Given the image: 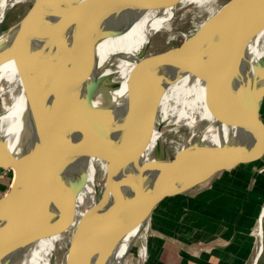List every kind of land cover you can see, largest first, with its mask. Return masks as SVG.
<instances>
[{
    "label": "water",
    "instance_id": "95a60500",
    "mask_svg": "<svg viewBox=\"0 0 264 264\" xmlns=\"http://www.w3.org/2000/svg\"><path fill=\"white\" fill-rule=\"evenodd\" d=\"M179 1L88 0L72 47L61 29L65 18L79 16L71 0H28L25 13L0 32L7 35L0 41V66L14 68L30 98L31 119L16 148L0 134V175L11 174L0 197V264H23L35 244L67 232L62 264H147L153 220L165 217L160 212H170L164 224L174 223L186 201L218 175L264 159V147L256 154L264 145V59L250 55L264 29V0H226L192 34L161 52H151L155 33L149 35L123 80L112 71L119 51L100 54L101 44L124 36L146 13L167 11ZM54 15L61 16L58 23L51 21ZM49 61L52 71L62 64L70 72L41 87L34 74L41 77ZM240 70L251 81L232 100L220 101ZM185 76L203 83L212 126L188 142L186 132L166 162L135 161V175L123 171L121 164L162 148V137L148 144L152 135L176 127L161 119L159 108L166 89ZM97 163L107 165L104 178L123 184L126 194L112 201L101 193L97 206L77 217L78 197ZM263 218L264 206L250 264L264 247Z\"/></svg>",
    "mask_w": 264,
    "mask_h": 264
},
{
    "label": "bare ground",
    "instance_id": "6f19581e",
    "mask_svg": "<svg viewBox=\"0 0 264 264\" xmlns=\"http://www.w3.org/2000/svg\"><path fill=\"white\" fill-rule=\"evenodd\" d=\"M23 1L27 2L28 0H0V9L5 11L10 6ZM71 1L72 7L70 9L77 11L79 16L76 20H68L65 18L61 29L64 41L72 47L78 42L81 21L80 11L88 0ZM225 1L226 0H181L167 11L146 13L124 36L105 41L101 44L100 54L106 56L115 51H119V57L112 71L117 75L116 79L123 80L127 67L134 63L149 35L155 33V41L157 35L172 29L175 22V24L180 23L187 17L193 20L196 24V28H198V26L207 17L212 15ZM3 14L4 12L0 11V22ZM60 17L61 16L54 15L51 21L55 23ZM257 35L258 36L253 41L250 48V55L254 61L264 59V29ZM6 36L5 34L0 36V41L6 38ZM42 49H44V52L47 50V48ZM51 53L53 54V50ZM37 65V60H35L32 65L33 70L36 69ZM61 71L65 73L70 72V70L65 68L62 64L58 67L56 72L52 71V66H50L49 61L47 67L42 70V76L37 77L35 74L34 76L42 87L49 84ZM239 72L241 73L239 80L229 85L227 90L221 93L220 101L232 100V98L243 91L251 81L249 75H246V73L241 70ZM168 95H172L174 99L178 100L181 104L173 105V108H179L177 113H170L168 106L173 99H170ZM29 102L30 98L27 93H22L18 76L15 72L10 84L4 112L0 116V134L8 143L9 148H16L21 137L28 135L30 132L31 119L29 114ZM212 109L213 106L211 103L208 102L204 104V85L199 80L190 76H185L171 84L166 89V93L162 98L159 112L162 114L161 119L167 120L169 123H176L179 125V129L172 128L152 135L148 140V144H153L157 139L160 140L162 137V148L159 150H149L140 154L133 160L132 165L129 166L127 163L121 164V169L123 171L127 169L131 171V174L135 175L136 170L135 165H133L135 161L140 163V165L152 164L154 161L166 162V153L168 152V148H170L168 145L174 140L175 134L183 129L186 130L187 136L185 140L188 142L200 133H204L213 124V118L211 116ZM168 133L170 134L167 135ZM210 137L213 138V135L211 134ZM106 170L107 165L104 163H97L94 167H90L88 183L77 200V217L85 211H90L93 207L97 206L101 200V193L102 197H107L108 200L112 201L126 194V188L123 184L119 182L115 184L113 181L108 182L109 179L107 180L104 178ZM99 173L100 176H98ZM151 181H153V179H151ZM68 239L69 233L67 232L60 236L38 242L28 252L23 264H62V258ZM141 254H143V249L141 250Z\"/></svg>",
    "mask_w": 264,
    "mask_h": 264
},
{
    "label": "crops",
    "instance_id": "0c3cea01",
    "mask_svg": "<svg viewBox=\"0 0 264 264\" xmlns=\"http://www.w3.org/2000/svg\"><path fill=\"white\" fill-rule=\"evenodd\" d=\"M263 147L262 142L256 154ZM8 180L9 173L0 175V197L8 190ZM186 202L174 223L164 224L170 212L162 211L159 215L165 217L153 220L147 264L155 259L156 264H250L264 206V159L218 175ZM256 264H264V247Z\"/></svg>",
    "mask_w": 264,
    "mask_h": 264
},
{
    "label": "rangeland",
    "instance_id": "374dc122",
    "mask_svg": "<svg viewBox=\"0 0 264 264\" xmlns=\"http://www.w3.org/2000/svg\"><path fill=\"white\" fill-rule=\"evenodd\" d=\"M28 6H29V3L23 1L20 3H16L10 6L9 8H7V15H6L7 17L5 18L3 23L0 25V32L5 30L9 26L13 25L25 13ZM0 11L5 12L4 10H1V9ZM175 23L172 29L164 31L163 33L157 35L155 41L153 42L152 48H151L152 53L161 52L166 49L177 46L184 38L192 34L194 30L196 29L195 22L191 20L189 17H187L186 19H183L180 23H177V24ZM3 34L4 33H2V35ZM2 35L0 34V36ZM14 73H15V70L10 63H5L2 66H0V93L2 92V97L0 96V99H2L0 101V111H1L0 116L3 114L4 109H5L6 101H7L8 94H9V88H10V84L12 82ZM169 98L173 99L171 100L168 106L170 113L172 114L177 113L178 112L177 110H179V108H173V105H181V104L178 102V100H175L172 95ZM173 128H177L178 130L179 125L176 124V127H173ZM185 132L186 130H181L177 134H175L174 140L171 142L170 145H168L170 146V148H168L169 155H172L174 153L177 144L183 139ZM169 134L170 133H168L167 135ZM98 176H100V173L98 174ZM10 181H11V174H9L8 186L10 184ZM8 186H6V188H8ZM257 232H258V227L256 229V233ZM135 247L136 248L133 251V255H135L136 249H138L139 247V242H137ZM150 264H156V259L153 260Z\"/></svg>",
    "mask_w": 264,
    "mask_h": 264
}]
</instances>
